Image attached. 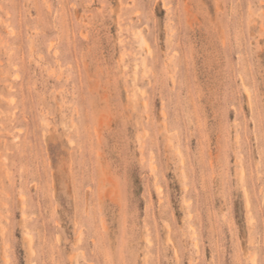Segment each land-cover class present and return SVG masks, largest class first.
<instances>
[{
  "label": "rangeland",
  "instance_id": "1",
  "mask_svg": "<svg viewBox=\"0 0 264 264\" xmlns=\"http://www.w3.org/2000/svg\"><path fill=\"white\" fill-rule=\"evenodd\" d=\"M0 264H264V0H0Z\"/></svg>",
  "mask_w": 264,
  "mask_h": 264
}]
</instances>
